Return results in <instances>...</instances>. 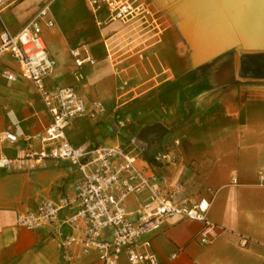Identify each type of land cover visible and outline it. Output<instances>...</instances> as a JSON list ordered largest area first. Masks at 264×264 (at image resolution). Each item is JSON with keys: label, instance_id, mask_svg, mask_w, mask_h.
Masks as SVG:
<instances>
[{"label": "crops", "instance_id": "1", "mask_svg": "<svg viewBox=\"0 0 264 264\" xmlns=\"http://www.w3.org/2000/svg\"><path fill=\"white\" fill-rule=\"evenodd\" d=\"M138 3L149 15L125 24L86 0H9L0 36L20 32L50 5L56 26L44 27V40L56 68L46 88L73 87L107 109L98 119L74 120L69 141L123 146L141 157V167L168 178L164 190L174 201L211 202L209 241L201 237L205 224L181 217L143 238L160 264H264V0ZM75 49L94 63L77 67ZM240 53L249 56L244 77ZM6 69L20 73L9 56L0 61V73ZM124 83L130 87L122 89ZM51 123L32 81L0 75V158L16 160L0 167V264H102L97 250H65L62 236L81 237L68 226H18L20 214L69 194L81 177L68 161L33 156L43 150ZM6 131L18 141L3 140ZM157 151L170 153L175 163L146 159ZM144 199L131 196L128 211ZM119 264H129L125 255Z\"/></svg>", "mask_w": 264, "mask_h": 264}, {"label": "built area", "instance_id": "2", "mask_svg": "<svg viewBox=\"0 0 264 264\" xmlns=\"http://www.w3.org/2000/svg\"><path fill=\"white\" fill-rule=\"evenodd\" d=\"M86 1L95 12L105 7L112 20L125 24L141 21L150 13L138 0ZM8 4L9 0H0V16ZM50 10V5L44 7L18 33L5 30L1 34L0 61L9 56L19 64L20 73L6 69L0 75L9 81H16L19 77L32 81L52 115V123L42 137L44 148L33 156L37 160L68 161L78 168L81 177L69 194L57 201H44L36 212L20 214L18 226L30 231L57 224L68 226L79 232L81 237L75 234L62 236L65 250L73 246L81 247L86 253L97 250L102 264H119L122 255L127 257L129 264H160L156 254L150 250V242L142 240L174 217L205 224L206 230L201 237L203 242L209 241L214 236L210 232L214 226L208 221L209 200L193 205L187 200L174 201L164 190L168 178L141 167V157L123 146L100 143L74 146L69 141L66 130L74 120L84 117L98 119L107 109L101 101L87 102L73 87L46 88L44 80L56 68V61L44 40V27L53 29L56 26ZM81 55L80 49L72 51L77 67L94 63L91 58L84 59ZM126 87L127 83H124L122 89ZM2 139L16 143L18 136L6 131ZM15 161L2 157L0 167L10 168ZM153 161L157 166H165L175 163V158L170 153L157 151ZM133 195H142L145 199L134 213H130L127 202ZM56 234L62 235L59 230ZM66 258L71 259L69 255Z\"/></svg>", "mask_w": 264, "mask_h": 264}, {"label": "water", "instance_id": "3", "mask_svg": "<svg viewBox=\"0 0 264 264\" xmlns=\"http://www.w3.org/2000/svg\"><path fill=\"white\" fill-rule=\"evenodd\" d=\"M249 59V56H247V55H242L241 53H240V66H241V68H240V74H241V76L242 77H244L245 75H243L244 74V69L246 68L245 66L248 64V60ZM145 157H146V159L147 160H149L150 162H154L153 161V158L149 155V154H146L145 155Z\"/></svg>", "mask_w": 264, "mask_h": 264}, {"label": "trees", "instance_id": "4", "mask_svg": "<svg viewBox=\"0 0 264 264\" xmlns=\"http://www.w3.org/2000/svg\"><path fill=\"white\" fill-rule=\"evenodd\" d=\"M215 63H216L215 60H213V61L207 63V65L204 67V70H203V71H205V72H206V71H209V70L211 69V67H212Z\"/></svg>", "mask_w": 264, "mask_h": 264}, {"label": "rangeland", "instance_id": "5", "mask_svg": "<svg viewBox=\"0 0 264 264\" xmlns=\"http://www.w3.org/2000/svg\"><path fill=\"white\" fill-rule=\"evenodd\" d=\"M130 87V85H128V87L127 88H129ZM131 144V143H130Z\"/></svg>", "mask_w": 264, "mask_h": 264}]
</instances>
